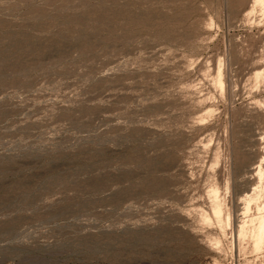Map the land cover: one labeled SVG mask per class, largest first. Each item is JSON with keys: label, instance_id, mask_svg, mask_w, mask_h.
<instances>
[{"label": "rangeland", "instance_id": "obj_1", "mask_svg": "<svg viewBox=\"0 0 264 264\" xmlns=\"http://www.w3.org/2000/svg\"><path fill=\"white\" fill-rule=\"evenodd\" d=\"M257 2L0 0V264H264Z\"/></svg>", "mask_w": 264, "mask_h": 264}, {"label": "bare ground", "instance_id": "obj_2", "mask_svg": "<svg viewBox=\"0 0 264 264\" xmlns=\"http://www.w3.org/2000/svg\"><path fill=\"white\" fill-rule=\"evenodd\" d=\"M257 3H258L259 5H262V7H264V0H258ZM221 72H222V71H221ZM251 169H252V168H251ZM253 169L255 170V167H253ZM250 172H251V171H250ZM253 172H254V171H253ZM248 179H249V177H248ZM250 183H251V182H250ZM257 188H258V187H257ZM257 188H256V189H257ZM256 189H255V190H256ZM258 189H259V188H258ZM253 191H254V190H253ZM257 191H258V190H257ZM257 194H258V196H259V193H258V192H257V193L255 192V194H253V195H249V196H246L245 198H246L247 200H249V199L251 200L252 197H253L254 195L256 196ZM255 196H254V198H255ZM258 196H257V197H258ZM245 198H244V200H245ZM250 200H249V201H250ZM252 200H255V201H256V198H255V199H252ZM252 200H251L250 202H254V201H252ZM257 200H258V199H257ZM245 201H246V200H245ZM246 202H247V201H246ZM248 203H249V202H248ZM218 244H219V243H218Z\"/></svg>", "mask_w": 264, "mask_h": 264}]
</instances>
